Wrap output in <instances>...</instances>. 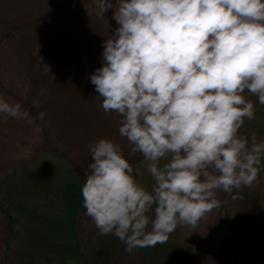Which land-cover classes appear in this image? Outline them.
Wrapping results in <instances>:
<instances>
[{"label":"clouds","instance_id":"clouds-1","mask_svg":"<svg viewBox=\"0 0 264 264\" xmlns=\"http://www.w3.org/2000/svg\"><path fill=\"white\" fill-rule=\"evenodd\" d=\"M109 9L110 0H96L98 17ZM113 19L89 78L153 185L138 183L121 146L101 138L89 145L81 194L100 234L131 254L196 227L220 207L218 192L254 186L264 141L239 130L255 118L245 90L264 105V0H117ZM0 114L29 110L0 96Z\"/></svg>","mask_w":264,"mask_h":264},{"label":"crops","instance_id":"crops-1","mask_svg":"<svg viewBox=\"0 0 264 264\" xmlns=\"http://www.w3.org/2000/svg\"><path fill=\"white\" fill-rule=\"evenodd\" d=\"M110 2L98 17L96 0H0V96L29 110L0 114V264H251L253 253L264 255V161L253 187L218 192L220 207L196 227L131 254L85 215L89 145L101 138L121 146L138 183L153 185L89 78L118 27ZM244 95L255 118L239 134L264 141V105Z\"/></svg>","mask_w":264,"mask_h":264},{"label":"built area","instance_id":"built-area-1","mask_svg":"<svg viewBox=\"0 0 264 264\" xmlns=\"http://www.w3.org/2000/svg\"><path fill=\"white\" fill-rule=\"evenodd\" d=\"M251 264H264V255L260 253H253Z\"/></svg>","mask_w":264,"mask_h":264}]
</instances>
